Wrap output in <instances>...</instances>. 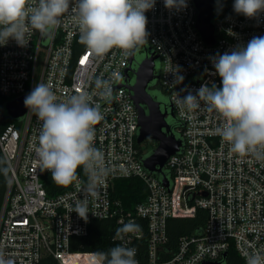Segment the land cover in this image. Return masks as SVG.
<instances>
[{"label":"built area","instance_id":"1","mask_svg":"<svg viewBox=\"0 0 264 264\" xmlns=\"http://www.w3.org/2000/svg\"><path fill=\"white\" fill-rule=\"evenodd\" d=\"M229 1L213 0V45L207 44L197 26L196 0L171 9L165 7L164 0H155L145 13L147 43L128 56L113 48L97 57L80 42L78 21L71 10L75 0H70L69 11L57 29L47 34L33 30L26 46L11 38L0 45L3 106L27 96L39 82L50 86L58 102L87 91L104 115L95 126V146L104 151L112 169L96 195L83 191L87 177L82 174L79 177L85 183L73 182L65 191L49 195L44 177L51 172L41 169L36 154L41 122L27 109L16 118L19 124L12 122L0 129V149L10 166L0 201V250L6 258L14 264H41L51 255L57 264H90L86 258L93 256L100 262L95 254L72 250L70 241L74 235H86L94 219L105 218H116L121 228L129 222L140 226L134 232L119 231L114 239L135 248L137 254L145 244L148 264H231V248L246 264V253H264V162L231 152L216 133L225 120L203 101L192 112L181 111L175 103L176 93L195 95L205 84L222 87L214 58L246 47L253 37L264 36V12L247 18L234 11L235 1ZM146 46L151 50L148 55L156 54L160 60L161 69L156 71L159 85L169 96L180 133L176 136L182 140L180 150L163 166L167 184L161 174L143 164L137 140L139 109L125 85L133 53ZM177 75L183 76L182 82H176ZM96 77L112 80L110 103L100 98L93 83ZM124 177H138L147 186V196L133 209L112 198L115 180ZM85 196L89 202L87 220L73 211ZM199 209L207 212L205 224L194 233L180 235L175 247L170 245L169 220L193 218Z\"/></svg>","mask_w":264,"mask_h":264},{"label":"clouds","instance_id":"2","mask_svg":"<svg viewBox=\"0 0 264 264\" xmlns=\"http://www.w3.org/2000/svg\"><path fill=\"white\" fill-rule=\"evenodd\" d=\"M166 8L186 7V0H164ZM155 0H75L71 10L75 13L80 42L95 56L101 57L113 48L124 56L132 54L138 46L147 43V17L145 13ZM70 0H0V45L14 39L26 46L33 30L47 34L58 27L69 11ZM234 11L247 18L264 12V0H235ZM213 65L221 77L222 87L206 84L193 95L181 97L176 93L175 103L181 111L192 112L203 101L210 110L225 120L216 129L222 142L229 144L231 152L239 156L250 155L264 162V36L253 37L246 47L241 46L218 55ZM115 79H123L116 76ZM183 81L177 75L176 82ZM100 98L110 103L113 82L96 77L93 81ZM24 105L41 122L36 154L43 171H50L58 186H69L80 180L77 170L82 168L87 181L83 191L96 195L105 178L111 173L105 153L95 146L96 128L103 119L99 103H93L87 91H79L65 101L58 102L49 85L39 82L25 97ZM6 161L0 160V165ZM9 167H0L7 176ZM87 220V196L79 200L73 210ZM135 222L125 224L118 231L139 230ZM137 250L117 245L107 252L95 253L101 264H138ZM246 264H264V253L245 254ZM0 264H14L0 250Z\"/></svg>","mask_w":264,"mask_h":264},{"label":"water","instance_id":"3","mask_svg":"<svg viewBox=\"0 0 264 264\" xmlns=\"http://www.w3.org/2000/svg\"><path fill=\"white\" fill-rule=\"evenodd\" d=\"M199 9L197 26L204 40L208 45L215 43L214 26L212 24L213 17V0H196ZM158 55H147L134 70V81L126 83V87L130 90L132 99L139 109V134L138 143L145 140H152L157 143V147L145 158H143L144 166L151 172L161 174L163 182L168 183V178L163 172V166L168 158L179 151L182 146V140L172 131L171 124L167 120L168 110H163L161 102L157 100L150 92L149 86L155 80L159 79L156 73V61ZM135 60V53L131 57L130 64ZM129 70L125 71L126 78L129 77ZM25 95L9 100L5 104L7 114L11 118H20L26 111L24 105ZM173 110V107L171 105ZM175 117L174 111L172 112ZM204 264H219L204 262Z\"/></svg>","mask_w":264,"mask_h":264},{"label":"trees","instance_id":"4","mask_svg":"<svg viewBox=\"0 0 264 264\" xmlns=\"http://www.w3.org/2000/svg\"><path fill=\"white\" fill-rule=\"evenodd\" d=\"M235 0H230L229 4ZM230 6V5H228ZM227 6V7H228ZM4 100V98H1ZM5 119L0 121V129H2L6 124L15 122L19 124V120L15 118L5 116L1 117ZM178 123L175 121L171 124L172 131L175 132V128ZM175 127V128H174ZM154 148L150 152H145L144 149L139 144L142 152V157L149 155L157 146L152 140H147ZM0 160L5 161L4 155L0 149ZM0 167H8L7 163L0 165ZM78 175H85L83 169L77 170ZM9 177V172L5 176L0 172V201L3 196V191L5 190L7 181ZM44 183L47 188L49 195H56L68 189L69 186H58L52 181L51 173H47L44 177ZM147 186L143 180L138 177H124L118 178L114 182V187L112 190V198L121 200L123 205L127 209H133L134 206L145 199L147 196ZM207 219V212L204 209H199L197 215L193 218H173L169 220V235H170V245L175 247L177 239L180 235L191 234L205 224ZM121 227L118 225L116 218H105V219H94L90 225L89 232L86 235H74L70 241V247L74 251H81L83 253L97 252H107L109 249L121 245V243L114 239L118 234V230ZM137 257L139 259V264H148L147 259V247L145 244H141ZM229 258L231 264H243V261L237 256V252L234 248L229 251ZM41 264H57V260L53 256H46L43 258Z\"/></svg>","mask_w":264,"mask_h":264},{"label":"rangeland","instance_id":"5","mask_svg":"<svg viewBox=\"0 0 264 264\" xmlns=\"http://www.w3.org/2000/svg\"><path fill=\"white\" fill-rule=\"evenodd\" d=\"M146 57V53L138 50L135 55V65L136 68L139 65V63ZM161 69V63L160 60L157 59L156 61V71H160ZM149 92L157 98L158 101L163 103H168L169 102V96L168 94L161 88L159 84H157V79H155L149 86ZM4 100L0 98V121H2L1 115H7V110L5 109V106H3ZM5 104V103H4ZM162 109L164 110V105H162ZM167 120L170 124L175 123V118L168 113L167 115ZM175 128V127H174ZM176 135L179 136L180 133L177 131L175 128ZM155 142V141H154ZM156 143V142H155ZM141 147L144 149L145 152H150L154 147L147 141H143L141 143ZM86 261L89 262L90 264H100V262H95V259L93 256H89L86 258Z\"/></svg>","mask_w":264,"mask_h":264},{"label":"flooded vegetation","instance_id":"6","mask_svg":"<svg viewBox=\"0 0 264 264\" xmlns=\"http://www.w3.org/2000/svg\"><path fill=\"white\" fill-rule=\"evenodd\" d=\"M141 51L145 52L146 53V56L151 52L149 46L144 47ZM128 68H130L128 80L130 82H133L134 81V78H135V76H134V70L136 69L135 60L128 66ZM157 84H159V80H157ZM162 105H164V110H168V112L172 115V112L174 110H172V108H171V103L168 102V103H163L162 104V102H161V106ZM174 114H175V111H174ZM174 118L177 121L176 114H175V117Z\"/></svg>","mask_w":264,"mask_h":264}]
</instances>
